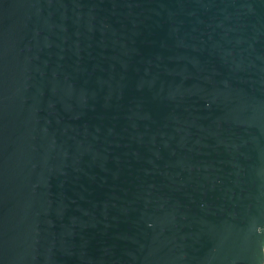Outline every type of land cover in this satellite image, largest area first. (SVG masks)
<instances>
[{
    "label": "water",
    "instance_id": "water-1",
    "mask_svg": "<svg viewBox=\"0 0 264 264\" xmlns=\"http://www.w3.org/2000/svg\"><path fill=\"white\" fill-rule=\"evenodd\" d=\"M0 264H264V0H0Z\"/></svg>",
    "mask_w": 264,
    "mask_h": 264
}]
</instances>
